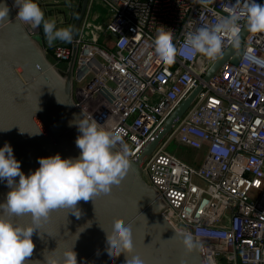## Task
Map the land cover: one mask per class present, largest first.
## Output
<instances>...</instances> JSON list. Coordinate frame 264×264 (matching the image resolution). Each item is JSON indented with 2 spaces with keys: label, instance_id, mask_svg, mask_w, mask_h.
<instances>
[{
  "label": "built area",
  "instance_id": "obj_1",
  "mask_svg": "<svg viewBox=\"0 0 264 264\" xmlns=\"http://www.w3.org/2000/svg\"><path fill=\"white\" fill-rule=\"evenodd\" d=\"M95 1L108 12L104 27L90 18ZM232 2L89 0L77 38L46 50L65 71L76 46L73 102L121 140L131 159L201 86L142 165V178L166 204L167 221L203 244L209 264H264V63L242 60L247 48L264 59V33L248 32L239 61L225 62L208 81L217 59L184 50L187 33L215 24ZM157 32L173 36L172 65L157 63ZM172 142L193 153L190 163L167 151Z\"/></svg>",
  "mask_w": 264,
  "mask_h": 264
},
{
  "label": "water",
  "instance_id": "obj_2",
  "mask_svg": "<svg viewBox=\"0 0 264 264\" xmlns=\"http://www.w3.org/2000/svg\"><path fill=\"white\" fill-rule=\"evenodd\" d=\"M5 2L9 12L0 18V147L5 142L11 144L15 158L21 162V170L27 175L39 167L40 157L59 153L63 159L76 158L80 154L75 143L80 133L75 124L69 125L74 116L83 118L72 94L77 49L72 46V57L63 71L49 60L45 46L16 16L9 0ZM88 2L81 0L78 5L73 39L77 38ZM245 25L241 30V45L248 34ZM240 56V48H234L230 43L204 81H208L225 62L237 63ZM200 90L201 86H197L130 160V174L120 192L113 194L110 201L98 196H93L92 201L80 200L76 207L81 214L75 208L53 210L33 234L35 248L25 264H34V261L46 264L44 255L62 261L64 252L71 248L76 253L77 264H109L104 233L110 238L116 224L131 225L132 254L139 255L145 264H209L203 244L195 238L200 247L193 253H185L174 237L177 230L164 217L166 204L142 178V165L188 110ZM15 179L18 181L19 177ZM9 190L6 182H0V201ZM12 219L14 223H32L30 215ZM124 261L125 254L121 253L112 264H124Z\"/></svg>",
  "mask_w": 264,
  "mask_h": 264
},
{
  "label": "clouds",
  "instance_id": "obj_3",
  "mask_svg": "<svg viewBox=\"0 0 264 264\" xmlns=\"http://www.w3.org/2000/svg\"><path fill=\"white\" fill-rule=\"evenodd\" d=\"M198 2L208 5L212 0ZM14 4L18 9L16 16L20 20L30 22L33 27L43 25L45 38L50 46L57 40H73L76 34L74 26L57 27L55 19L45 18L37 0H14ZM224 11L227 15H220L215 24L198 26L187 33L184 42L186 55L202 54L216 60L224 55L226 39L231 41L234 48H240L242 18L246 20L248 32L264 33V3H259L258 0H234ZM8 12L5 0H0V18L7 16ZM177 53L173 36L157 32L154 44L157 63L172 65ZM242 60L264 63V59L253 55L251 48L242 52ZM73 124L80 133L75 140L81 150L79 156L62 159L57 153L40 157L39 167L27 175L21 170V162L15 158L11 144L5 142L0 147V182H6L10 189L5 199L0 201V264H25L26 258L32 256L35 248L33 234L53 210L75 208L80 213L76 207L77 202L92 201L93 196L110 201L113 194L120 192L130 174L129 151L112 132L84 114L83 118L74 116L69 121L70 126ZM16 177H19L18 181ZM25 215H30L32 223L13 222L12 217ZM104 235L109 264L121 253L125 254L124 264H145L139 255L132 254L133 233L130 224H116L112 227L110 238L106 233ZM174 237L179 240L185 253H193L200 247L193 235L184 230L175 231ZM44 257L46 264H77L76 253L72 248L64 252L62 261ZM34 264L41 262L34 261Z\"/></svg>",
  "mask_w": 264,
  "mask_h": 264
},
{
  "label": "rangeland",
  "instance_id": "obj_4",
  "mask_svg": "<svg viewBox=\"0 0 264 264\" xmlns=\"http://www.w3.org/2000/svg\"><path fill=\"white\" fill-rule=\"evenodd\" d=\"M41 1L42 0H37L39 6L44 12L45 18L55 19L57 27H65L69 25L73 26V23L78 15V5L80 4L81 0H46L43 3H41ZM90 13V17L92 19L97 16V18L94 19L92 22L100 24L102 27H104V24L107 21L108 12L100 2H94ZM25 24L34 32L35 36L40 39V41L43 43V46H45V48L47 49H49L55 44L68 43L57 40L53 43V45L50 46L45 38L42 24L38 27H33L30 22H25ZM101 34L102 32H100V36ZM100 41L102 40L100 39ZM47 56L52 63H56L55 60L49 54V52H47ZM57 67L60 68L61 65H57ZM167 151L172 154H175L176 156L182 158L183 160L189 163L193 159V153L191 151H188V149H185L181 145H178L174 142L168 145Z\"/></svg>",
  "mask_w": 264,
  "mask_h": 264
},
{
  "label": "bare ground",
  "instance_id": "obj_5",
  "mask_svg": "<svg viewBox=\"0 0 264 264\" xmlns=\"http://www.w3.org/2000/svg\"><path fill=\"white\" fill-rule=\"evenodd\" d=\"M9 2L11 3V5L14 7V9L17 11V7L14 4V0H9Z\"/></svg>",
  "mask_w": 264,
  "mask_h": 264
},
{
  "label": "crops",
  "instance_id": "obj_6",
  "mask_svg": "<svg viewBox=\"0 0 264 264\" xmlns=\"http://www.w3.org/2000/svg\"><path fill=\"white\" fill-rule=\"evenodd\" d=\"M45 1H46V0H42L41 3L45 2ZM90 15H91V13H90ZM90 18H91V17H90Z\"/></svg>",
  "mask_w": 264,
  "mask_h": 264
},
{
  "label": "trees",
  "instance_id": "obj_7",
  "mask_svg": "<svg viewBox=\"0 0 264 264\" xmlns=\"http://www.w3.org/2000/svg\"><path fill=\"white\" fill-rule=\"evenodd\" d=\"M48 51H49V49H48Z\"/></svg>",
  "mask_w": 264,
  "mask_h": 264
}]
</instances>
